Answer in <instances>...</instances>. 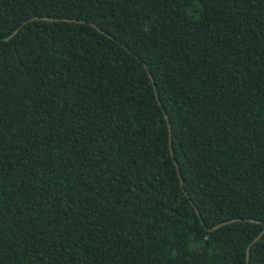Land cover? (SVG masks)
<instances>
[{"label": "trees", "instance_id": "16d2710c", "mask_svg": "<svg viewBox=\"0 0 264 264\" xmlns=\"http://www.w3.org/2000/svg\"><path fill=\"white\" fill-rule=\"evenodd\" d=\"M263 228L264 0H0V264H247Z\"/></svg>", "mask_w": 264, "mask_h": 264}, {"label": "water", "instance_id": "95a60500", "mask_svg": "<svg viewBox=\"0 0 264 264\" xmlns=\"http://www.w3.org/2000/svg\"><path fill=\"white\" fill-rule=\"evenodd\" d=\"M31 19H43V20H50V21L56 20L55 18H46V17H38V16L32 17ZM61 20H65V21H74V22H79V23H86V22L83 21V20H75V19H67V18H63V19H61ZM25 22H26V21H24L23 24H24ZM89 24L92 25L93 27H95L98 31L105 33V32H104L99 26H97L96 24H94V23H89ZM18 29H19V28H17V29L14 31V33H16V32L18 31ZM107 35H108L109 37L113 38V36H111L110 34H107ZM122 45H123L128 51L131 52V50H130L127 46H125L124 44H122ZM144 66H145V68H146V70H147V72H148V75H149L150 80L152 81L153 88H154V91H155V95H156V97H157V100H158L159 104L161 105V102H160V100H159V98H158V93H157L156 85L154 84L153 77H152L151 73L148 71L147 65H146L145 63H144ZM163 111H164V110H163ZM164 115H165V118H166V120H167V124H168V136H169L170 153H171V155H172V157H173V150H172V147H171V130H170V125H169V120H168V117H167L165 111H164ZM174 164H175V166H176V169H177V172H178L179 179H180V181H181L180 170H179V167H178L177 162H176L175 160H174ZM180 186H181V188L183 189V191L185 192V195L188 197L186 191H185L184 188H183L182 182H180ZM190 202H191V204L194 206V204H193V202L191 201V199H190ZM194 208H195V211H196V213H197V215H198L200 221L202 222V220H201V216H200L199 212L197 211V209H196L195 206H194ZM233 220H234V219L229 220V221L220 222V223H218V224L212 226L211 228H207V229H208V230L216 229V228H218V227H220V226H223V225H225V224H227V223H229L230 221H233ZM251 221L260 222V221H258V220H253V219H252ZM263 233H264V228H263V229H262V230H261V231H260L255 237H254V239L251 241V243H249V245L247 246V248H246V261H247V264H249V263H248V255H249V250H250V246H251V244H252L253 242L257 241Z\"/></svg>", "mask_w": 264, "mask_h": 264}]
</instances>
